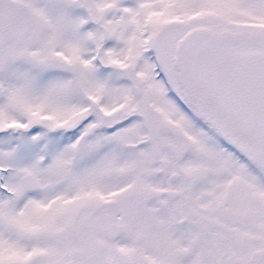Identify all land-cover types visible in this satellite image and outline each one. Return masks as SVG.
<instances>
[{
  "label": "snow or ice",
  "instance_id": "1",
  "mask_svg": "<svg viewBox=\"0 0 264 264\" xmlns=\"http://www.w3.org/2000/svg\"><path fill=\"white\" fill-rule=\"evenodd\" d=\"M0 264H264V0H0Z\"/></svg>",
  "mask_w": 264,
  "mask_h": 264
}]
</instances>
